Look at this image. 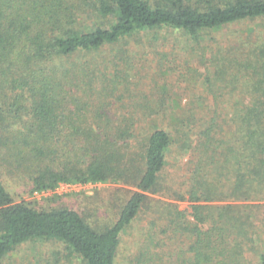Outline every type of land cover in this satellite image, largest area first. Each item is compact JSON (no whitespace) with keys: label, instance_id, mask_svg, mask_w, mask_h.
<instances>
[{"label":"trees","instance_id":"obj_1","mask_svg":"<svg viewBox=\"0 0 264 264\" xmlns=\"http://www.w3.org/2000/svg\"><path fill=\"white\" fill-rule=\"evenodd\" d=\"M86 16L114 22L90 27ZM261 17L264 0H0V260L26 242L54 240L87 264H117L123 234L151 213L132 264H264V46L243 52L251 62H236L251 81L233 114L221 110L234 126L228 139L217 107L188 113L175 136L163 126L137 133L163 112V100L127 107L124 52L114 62L97 65L93 58L156 29L199 42L204 33ZM220 53L202 54L215 78L234 68ZM207 82L213 83L209 75ZM210 90L214 100L224 98ZM178 135L187 147L196 136L185 191L164 180ZM4 176L24 183L29 194L62 184L114 183L135 191L117 220L98 231L76 210L18 202ZM155 196L189 202L191 213Z\"/></svg>","mask_w":264,"mask_h":264},{"label":"rangeland","instance_id":"obj_2","mask_svg":"<svg viewBox=\"0 0 264 264\" xmlns=\"http://www.w3.org/2000/svg\"><path fill=\"white\" fill-rule=\"evenodd\" d=\"M86 25L95 27L100 24L109 28L113 19L99 22L95 17L86 16ZM264 46V17L232 24L228 27L201 35L196 42L182 31L163 28L148 31L128 38L126 41L106 47L96 56L95 63L114 62L115 58L127 57L131 93L125 104L140 109L145 106H157L163 100L159 117L149 116L140 124L137 133L148 134L160 126L175 136V129L188 116L220 110L219 120L223 127L222 137L228 139L234 126L226 117V111L233 114L238 103V95L243 85L251 81L248 74L236 70V62H251L243 52L256 50ZM122 52V53H121ZM230 61L234 68L221 77L215 78V67L206 64V59L217 57ZM114 60V61H113ZM205 62V63H204ZM122 66V65H121ZM123 67V66H122ZM121 69V68H120ZM240 69V67H239ZM211 82H207V76ZM212 84V86H211ZM250 84V83H249ZM219 89L224 94L220 101L214 100L211 90ZM224 88V89H222ZM224 111V112H221ZM194 111L195 115L191 112ZM139 112V111H138ZM228 113V112H227ZM140 117V116H139ZM138 117V118H139ZM209 120V118H206ZM193 129L198 121L192 118ZM190 147L184 146L181 136L167 155L165 184L173 190H187L188 180L196 160V136L191 135ZM192 142V143H191ZM194 148V149H193ZM3 182L18 202H30L39 209L69 208L78 211L96 230L102 231L111 226L118 218L120 207L134 188L114 183L102 184H62L54 192L25 193L27 186L12 177L4 176ZM26 186V187H25ZM154 198L176 203L180 211L191 213V203L172 199ZM155 206L157 204L155 203ZM150 214L138 218L122 236L117 264H132L139 254L145 239V232L151 228ZM157 215V214H156ZM154 216V215H153ZM152 216V217H153ZM159 221V224H161ZM0 264H87L77 253L62 242L37 240L26 242L0 260Z\"/></svg>","mask_w":264,"mask_h":264}]
</instances>
